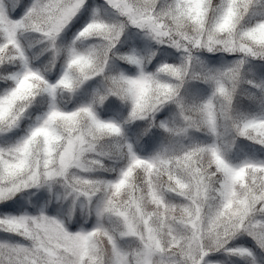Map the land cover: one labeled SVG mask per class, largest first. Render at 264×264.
Listing matches in <instances>:
<instances>
[{
  "label": "snow or ice",
  "instance_id": "1",
  "mask_svg": "<svg viewBox=\"0 0 264 264\" xmlns=\"http://www.w3.org/2000/svg\"><path fill=\"white\" fill-rule=\"evenodd\" d=\"M104 3L122 22H110L104 10L92 7V0H30L29 7L14 13L8 0H0V65L19 67L0 77L12 83L0 92V137L10 141L7 146L0 144V264H209L222 255L255 264L256 249H264V158L248 154L234 160L216 145L200 144L180 153L162 148L144 155L129 144L125 165L112 169L111 178H93L87 173L96 162L86 163L84 156L95 153L97 141L105 136L121 135V127L100 119L91 106L70 111L58 107L56 90L74 92L78 83L69 71L55 82L46 79L33 66L22 37L34 33L43 38L35 43L47 42L59 55L55 41L71 25L79 29L80 38L105 40L110 54L130 27L157 44L185 53V65L163 67L182 80L193 61L192 48L212 51L224 44L226 51L264 55V24L235 37L241 13L264 15L262 0H222L212 27L208 25L210 0H171L163 7L160 0ZM221 33L229 38L219 40ZM68 55L67 69L79 67L83 79H89L94 49L83 55L73 48ZM122 59L142 63L135 55ZM242 63L228 69L234 82ZM120 79L133 101V116L143 118L174 95L172 85L156 82L143 71ZM213 79L215 93L230 112L235 84L229 89ZM41 94L49 96L48 110L37 115L21 136L17 129ZM203 107L215 131L211 101ZM232 119L240 136L264 145V111L238 113ZM205 154L207 166L202 162ZM72 169L84 175H70ZM56 180L65 182V199L87 202L95 223L69 225L51 209L24 211L19 200H12L16 192L50 187ZM100 193L103 196L97 200ZM105 216L119 222L118 231L104 226ZM129 241L135 246L127 245Z\"/></svg>",
  "mask_w": 264,
  "mask_h": 264
},
{
  "label": "clouds",
  "instance_id": "2",
  "mask_svg": "<svg viewBox=\"0 0 264 264\" xmlns=\"http://www.w3.org/2000/svg\"><path fill=\"white\" fill-rule=\"evenodd\" d=\"M221 2L222 0H210L209 27L216 22L217 9ZM14 3L15 7L12 6L13 0H8L9 10L13 13L21 7L26 9L30 6V0H14ZM169 3L171 0H160L161 7ZM92 7L104 10L110 22H122L118 17L111 15V10L107 9L104 0H92ZM260 24H264V15L241 13L235 37L238 38L241 33ZM78 32L79 29H73L69 25L60 33L55 41V47L60 50L59 55L51 50L52 46L49 43H35L43 38L34 33H25L22 38L29 56L33 57V66L39 69L46 79L55 82L65 71H69L71 79L78 83L74 92L64 88L56 90L54 102L58 107L70 111L80 106H91L100 119L114 122L122 129L121 135L105 136L97 141L96 152L84 156L86 163L96 162L90 165L91 171L87 175L97 179L111 178L114 175L112 169H118L127 163L129 144L144 155H150L162 148L180 153L190 145L200 144L216 145L234 160L248 154L264 158V145L252 144L240 136L232 119L238 113L264 111V87L255 86L264 83V55L246 56L238 50L226 51L224 44H217L212 51L204 47L192 48L191 66L186 67L182 73L183 79L178 80L170 72L163 70V67L185 65V53L157 44L143 32L129 27L110 54L106 53L105 40L80 38ZM217 38L227 40L229 37L221 33ZM29 44L32 47H29ZM73 48L83 55L94 49V67L89 70V79H83L79 67L67 69L68 53ZM128 55H135L142 63L137 65L122 59ZM238 61L243 63L235 73L234 82L233 73L228 72V69L236 68ZM10 70L18 71L19 67L0 65V77L9 75ZM141 71L151 75L156 82L174 87V95L162 102L154 112H145L143 118H140L139 114L133 116V101L123 91L124 84L120 79L122 75L137 76ZM213 77L221 80L229 89L235 84L230 112L225 110L223 97L215 93L216 82ZM11 86V81L0 79V92ZM209 101L215 117V131L209 125L207 111L203 107ZM49 103L47 94H41L32 102V107L21 121V128L17 129L21 136L37 115L48 110ZM37 109L39 111H36ZM185 117L189 119L186 120ZM180 129L186 130L178 132ZM9 142L8 137H0V144L7 146ZM207 159L205 154L202 157L205 166ZM72 174L84 175L79 169H72L70 175ZM137 182H142L140 174L137 176ZM66 191L65 182L56 180L50 187L45 184L16 192L12 200H19V206L24 211L38 210L40 207L51 209L53 214L59 215L69 225L84 227L89 223H95L96 217L89 215L87 202L81 199L74 204L71 197L64 198ZM102 196L103 193L98 194L97 200ZM102 223L107 228L119 230V222L115 218L105 216ZM126 243L135 246L130 241ZM209 264L251 262L247 258L222 255ZM255 264H264V249H256Z\"/></svg>",
  "mask_w": 264,
  "mask_h": 264
}]
</instances>
